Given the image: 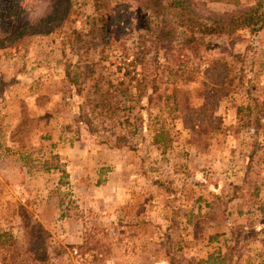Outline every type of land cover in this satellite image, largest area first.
Masks as SVG:
<instances>
[{"label": "rangeland", "instance_id": "1", "mask_svg": "<svg viewBox=\"0 0 264 264\" xmlns=\"http://www.w3.org/2000/svg\"><path fill=\"white\" fill-rule=\"evenodd\" d=\"M52 1L0 0V17L17 25L15 12L36 19ZM72 1L63 28L0 51V264H37L39 254L49 264H264V119L259 126L254 102L264 100V35L161 47L138 0H105L104 41L95 0ZM201 1L224 13L257 0ZM71 26L82 54L106 51L102 65L115 68L126 51L140 69L159 59L184 73L180 118L163 113L169 142L155 140L158 108L137 133L76 130L78 107L62 89L65 64L78 59ZM221 73L225 94L213 108L201 93ZM119 133L125 146H114Z\"/></svg>", "mask_w": 264, "mask_h": 264}, {"label": "trees", "instance_id": "2", "mask_svg": "<svg viewBox=\"0 0 264 264\" xmlns=\"http://www.w3.org/2000/svg\"><path fill=\"white\" fill-rule=\"evenodd\" d=\"M72 6V0H53L43 16L33 19L25 11H12L14 5L11 11L16 16L20 15V23L14 25L15 19L0 17V51L14 46L15 41L21 42L26 35H48L63 28L72 19ZM107 6L105 0H95V9L100 14L95 20L101 21L104 41L110 35ZM137 10L144 28L161 47L180 46L191 50L204 45L208 36L232 35L243 29L249 30L254 38L264 35V0L224 13L211 11L201 0H138ZM66 38L78 57L75 62L68 61L65 64L62 87L78 107L75 121L79 127L76 130L88 129L92 133H98L93 125L100 123L103 131H108L105 124L116 131L117 125L125 124L137 133L143 128H152L150 124H146L150 118L149 110L158 108L152 123L156 132L155 140L165 143L171 140L167 131L168 118L163 113L169 110L172 121L180 118L178 114L173 115L180 110L179 97L183 91L176 79L177 76L184 77V73L166 70L167 67L159 59L140 69L137 58L129 56L125 50V53L118 55L120 65L108 67L102 65L108 58L106 51H102L98 59L88 54L89 49L85 54L81 53L78 49L80 38L77 27L71 26L66 31ZM158 54L161 53L158 51ZM221 77L220 80L223 81V73L217 74L216 82L211 86L205 85L206 88L201 93L207 103H212L213 108L219 105L225 94V88L218 83V78ZM254 102L258 113L256 120L261 126L264 100L254 98ZM240 109L238 108V112ZM23 124L25 125L24 122ZM186 124L190 128L198 125L194 118H187ZM126 138L122 133L115 134L114 146H125ZM26 227L31 228L29 224ZM37 260V264H49L44 255L39 254Z\"/></svg>", "mask_w": 264, "mask_h": 264}]
</instances>
